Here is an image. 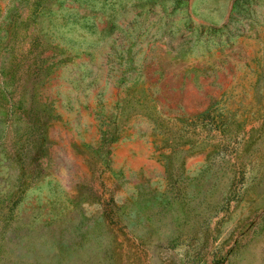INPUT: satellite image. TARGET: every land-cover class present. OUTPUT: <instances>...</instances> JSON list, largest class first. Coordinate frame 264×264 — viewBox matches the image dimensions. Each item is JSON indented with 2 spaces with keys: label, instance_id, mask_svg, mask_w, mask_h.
I'll return each instance as SVG.
<instances>
[{
  "label": "rangeland",
  "instance_id": "obj_1",
  "mask_svg": "<svg viewBox=\"0 0 264 264\" xmlns=\"http://www.w3.org/2000/svg\"><path fill=\"white\" fill-rule=\"evenodd\" d=\"M0 0V264H264V0Z\"/></svg>",
  "mask_w": 264,
  "mask_h": 264
},
{
  "label": "trees",
  "instance_id": "obj_2",
  "mask_svg": "<svg viewBox=\"0 0 264 264\" xmlns=\"http://www.w3.org/2000/svg\"><path fill=\"white\" fill-rule=\"evenodd\" d=\"M238 0H235L234 2H233V4H232V9L235 7V5H237V2Z\"/></svg>",
  "mask_w": 264,
  "mask_h": 264
}]
</instances>
